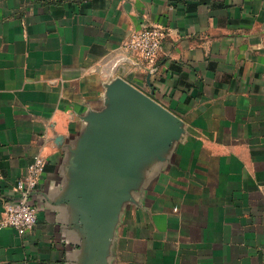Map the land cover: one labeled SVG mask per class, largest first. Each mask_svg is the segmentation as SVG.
I'll return each mask as SVG.
<instances>
[{
  "label": "crops",
  "instance_id": "obj_1",
  "mask_svg": "<svg viewBox=\"0 0 264 264\" xmlns=\"http://www.w3.org/2000/svg\"><path fill=\"white\" fill-rule=\"evenodd\" d=\"M135 91L165 119L121 120L119 165L102 127ZM38 155L37 222L0 229V264H264V0H0V220Z\"/></svg>",
  "mask_w": 264,
  "mask_h": 264
},
{
  "label": "built area",
  "instance_id": "obj_2",
  "mask_svg": "<svg viewBox=\"0 0 264 264\" xmlns=\"http://www.w3.org/2000/svg\"><path fill=\"white\" fill-rule=\"evenodd\" d=\"M162 35L161 29L157 27H145L131 34L128 45L138 51L145 60L153 62L160 51ZM45 165L44 157H34L28 165L27 174L16 181L15 190L19 196L5 201L0 229L13 227L19 233H24L34 228L38 208L36 203L30 200V195L36 190Z\"/></svg>",
  "mask_w": 264,
  "mask_h": 264
},
{
  "label": "water",
  "instance_id": "obj_3",
  "mask_svg": "<svg viewBox=\"0 0 264 264\" xmlns=\"http://www.w3.org/2000/svg\"><path fill=\"white\" fill-rule=\"evenodd\" d=\"M130 108L125 111H119L111 113L106 121L103 124L102 130L104 135H106L111 141L114 147L116 148H124V153L121 157H119V165H123L124 159L129 155L132 151V145L130 141L123 138V129L120 128L121 120H131L134 121L137 118H141L152 130H158V121L161 119L162 121L165 119L163 115L157 111V107L146 97L135 91L133 93L132 98L129 100ZM139 116V117H138ZM113 122V124H112ZM117 122V123H116ZM116 123V124H115ZM114 126H112V125ZM118 128L116 133L112 132V128ZM132 130V129H130ZM137 131V130H136ZM80 139L77 142V149L79 153H87L90 152L93 148H97V144L95 145L96 135L93 132V129L86 128L84 129L83 134L79 137ZM58 140H61L62 137L58 136ZM103 145V144H102ZM83 162H88L87 159L83 160ZM117 166V165H116ZM115 166V168H116ZM93 173H95V168H92L89 172H85L81 170L82 179L78 183L75 188L76 198L83 202L88 203L91 201H96L100 197L99 190L96 189L93 183ZM126 190H123V194H125ZM36 192H32L30 196H34Z\"/></svg>",
  "mask_w": 264,
  "mask_h": 264
}]
</instances>
